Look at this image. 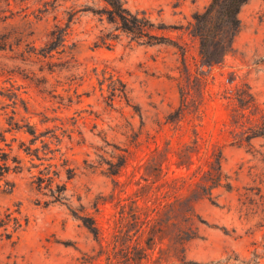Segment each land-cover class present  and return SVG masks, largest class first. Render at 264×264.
Masks as SVG:
<instances>
[{
  "label": "rangeland",
  "instance_id": "rangeland-1",
  "mask_svg": "<svg viewBox=\"0 0 264 264\" xmlns=\"http://www.w3.org/2000/svg\"><path fill=\"white\" fill-rule=\"evenodd\" d=\"M209 1L120 0L161 39L145 42L105 0H0V264H105L122 208L156 203L164 176L185 171L167 142L192 138L191 124L221 146L231 187L195 200L185 260L263 252L264 134L249 136L264 130V0L241 4L233 42L205 65L191 22ZM188 80L203 98L198 115L189 105L166 120ZM156 146L164 176L148 174ZM110 161H123L117 174ZM58 184L64 198L54 200ZM169 234L156 238L150 264L166 257Z\"/></svg>",
  "mask_w": 264,
  "mask_h": 264
},
{
  "label": "trees",
  "instance_id": "trees-1",
  "mask_svg": "<svg viewBox=\"0 0 264 264\" xmlns=\"http://www.w3.org/2000/svg\"><path fill=\"white\" fill-rule=\"evenodd\" d=\"M110 8L109 11L119 20L122 30L132 32L135 37L146 36L145 42L160 41V37L149 32L146 27L152 25L143 17L137 16L126 7L120 0H105ZM247 0H210L203 10L193 13L192 30L198 36V53L200 64L211 65L221 60L223 54L230 47L231 42L239 30L238 10L241 4ZM185 65V64H184ZM189 79V77H188ZM206 80L203 69L196 71L194 81L202 84ZM189 80L180 89L181 99L174 114L168 113L166 120L177 123L184 118L187 108L192 106L194 114L198 115L202 95H192ZM264 125V121H262ZM193 137L188 140H178L175 146L167 142L174 156L172 162L176 167H184L185 171L176 173L172 170L171 175H166L167 169L163 170L162 161L156 160L159 148L156 146L146 162L150 166L151 175L164 176L163 183L167 184L166 192L156 203L143 201V204L133 199L126 210L122 208L114 223V230L110 240L106 243L105 264H150L156 260L153 255L156 238L167 229L168 235L164 255L160 264H171L173 259L182 264H264V250L262 253L252 250L251 255H239L231 253L210 260L209 262H192L185 260L187 240L198 235L196 220H200L194 208V202L200 197L212 198L216 187L222 185L230 188L228 174L223 170L221 160L223 158L220 145L212 142L210 136L203 137L198 133L194 124ZM34 133V129L29 130ZM264 134V130H253L249 136ZM242 139V137L240 138ZM239 139V140H240ZM203 150L201 151V147ZM167 158V153H165ZM121 162L110 161V165L116 167L110 170L117 174ZM5 166L8 167L6 163ZM1 174V173H0ZM147 175V174H146ZM143 176L144 179L148 178ZM65 185H59L53 190L54 200L64 198ZM123 207V204H121ZM94 229V235H98V227L92 223H86ZM162 237V236H161ZM159 257V255H158Z\"/></svg>",
  "mask_w": 264,
  "mask_h": 264
}]
</instances>
